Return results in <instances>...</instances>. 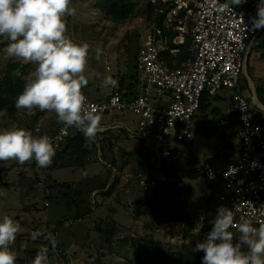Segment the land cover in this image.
Returning a JSON list of instances; mask_svg holds the SVG:
<instances>
[{
	"label": "rangeland",
	"instance_id": "obj_1",
	"mask_svg": "<svg viewBox=\"0 0 264 264\" xmlns=\"http://www.w3.org/2000/svg\"><path fill=\"white\" fill-rule=\"evenodd\" d=\"M124 1L137 2V7L129 19L119 22L109 13L106 0H72L76 15L66 18L67 34L77 43L90 45L85 72L89 83L83 92L91 97H104L126 84L128 88L134 85L130 82L138 75L140 46L149 30L158 26V11L154 10L151 16L149 13L150 0ZM187 28L186 36L190 38L191 22ZM165 29L171 46L178 31L173 25ZM6 46L7 42L0 39V81L13 62L20 63L13 74L28 81L36 66L9 57L4 51ZM189 58L183 65L189 63ZM108 75L118 80L116 88L103 85V77ZM247 79V75L242 76L243 86ZM231 94L230 89H225L207 97V108L200 109L194 119L193 137L174 143L177 156L173 163L197 167L201 172L203 163L225 164L236 157L238 136L232 135L231 125L220 123L231 111ZM102 116V131L95 142L85 141L83 148L88 152L84 155L78 142L73 141L56 152L47 168L38 167L35 161L24 165L14 160L0 161V218L8 215L22 229L12 246L18 253L16 264H31L41 246L51 247L43 237L31 239V233L42 227L56 238L55 264H67L63 253L68 264H136L139 247L146 238L160 241L164 248L173 251L183 244L192 243L195 248L199 243L191 235L185 236L184 223L159 222L146 205L153 190L143 188L141 178L156 176L158 171L152 163L154 149L147 141L144 146L145 139L135 132L136 116L129 111ZM231 120L239 124L234 117ZM12 124L40 136L52 132L58 122L54 112H27L15 107V117H11L7 109L0 108V128ZM149 143L154 144L155 140L150 138ZM169 180L176 181L178 189L187 190L190 233L197 234L205 214L218 210L216 201L209 200L210 182L202 173L193 179L177 181L172 176ZM77 213L82 214L80 219L75 218Z\"/></svg>",
	"mask_w": 264,
	"mask_h": 264
},
{
	"label": "built area",
	"instance_id": "obj_2",
	"mask_svg": "<svg viewBox=\"0 0 264 264\" xmlns=\"http://www.w3.org/2000/svg\"><path fill=\"white\" fill-rule=\"evenodd\" d=\"M150 1L164 14V28L154 26L145 36L136 61L138 75L130 82L134 85L128 88L126 84L104 97L85 94L88 106L101 114L132 112L137 118L135 132L154 149V168H161L174 162L175 142L193 137L194 119L203 98L230 89L231 111L220 123L230 125L233 117L239 122L238 154L225 164L203 163L201 173L216 190L218 208L233 211L234 225L244 216L258 227L264 222V106L251 103L244 91L242 71L249 40L262 29L253 30L251 22L259 0L241 5H232L231 0ZM189 22V63L173 67L163 52L177 53L179 48L170 46L165 28L173 25L178 31L174 44L179 45L186 42ZM78 132L58 123L46 135L57 152ZM150 138L154 144L149 143ZM140 182L143 188L153 190L156 177H143ZM230 229L238 232L236 226Z\"/></svg>",
	"mask_w": 264,
	"mask_h": 264
},
{
	"label": "clouds",
	"instance_id": "obj_3",
	"mask_svg": "<svg viewBox=\"0 0 264 264\" xmlns=\"http://www.w3.org/2000/svg\"><path fill=\"white\" fill-rule=\"evenodd\" d=\"M245 2L231 0L232 5ZM71 4L72 0H0V39L7 42L4 51L9 57L36 66L15 99L16 109L54 112L58 123L74 127L87 143H93L102 131L103 116L88 106L83 92L89 83L85 72L90 45L77 43L67 34L66 18L76 15ZM251 22L253 30L264 28V0H259ZM96 59H100L99 51ZM102 83L118 86L111 75L103 77ZM55 154L56 147L46 134L34 136L16 124L0 128V161L14 160L21 165L35 161L38 167L47 168ZM240 221L234 225L233 211L218 208L211 231L195 245L196 251L204 253L202 264H264V222L255 227L252 219L241 216ZM233 226L238 227V239L230 231ZM21 231L20 223L10 216L0 218V264H16L18 253L12 246ZM41 237L51 247L41 246L31 264H55V236L43 227L31 233L33 241Z\"/></svg>",
	"mask_w": 264,
	"mask_h": 264
},
{
	"label": "trees",
	"instance_id": "obj_4",
	"mask_svg": "<svg viewBox=\"0 0 264 264\" xmlns=\"http://www.w3.org/2000/svg\"><path fill=\"white\" fill-rule=\"evenodd\" d=\"M106 3L108 11L113 19L119 22L129 19L137 7V2L134 1L106 0ZM154 10L157 11L156 6L149 1L150 16L153 14ZM163 19L164 14L158 12L156 22L157 25L162 28H164ZM189 44V37L186 38V42L183 44L176 45L171 43V47H178L179 51L175 56H173L170 50L163 52L168 64L173 67L183 65L184 61L189 58ZM19 65V62L10 63L5 70L3 79L0 81V108L7 109L11 117H15V99L23 90L24 85L27 82L21 76L13 74L12 72V70L18 68ZM121 82L123 83L124 81L121 80ZM205 108H207V97H204L201 102V109ZM231 128L232 135L238 134V130L235 129L233 120H231ZM73 141L78 142L83 155L88 152L86 148H83L85 138L80 132L68 138L67 145L64 149H66ZM143 143L145 146V140ZM162 167L166 168H155L156 171H158V174L155 176L156 186L153 189L151 198L146 202L147 207L157 221L182 222L184 223L185 236L191 235L193 239H198L199 243L203 242L206 239L207 234L211 231L217 213L214 212L215 214L212 213L210 215L205 214V217L202 220L203 225L199 232L194 235L190 233V229L192 228V218L189 216V211L186 209L188 192L187 190L178 189L176 181L169 180L172 176L175 177L177 181L182 178H197L201 174L200 169L197 167L180 166L175 163L164 165ZM215 197L216 190L211 188L209 200H214ZM81 217L82 214L77 213L75 215L76 219H80ZM238 237L239 234H234V238L238 239ZM62 255H64L68 264L69 261L67 256L64 253ZM203 255L204 253L202 251H196L192 243L183 244L179 250L173 251L164 248L160 241H153L146 238L144 239L143 244L139 247L136 264H202Z\"/></svg>",
	"mask_w": 264,
	"mask_h": 264
},
{
	"label": "crops",
	"instance_id": "obj_5",
	"mask_svg": "<svg viewBox=\"0 0 264 264\" xmlns=\"http://www.w3.org/2000/svg\"><path fill=\"white\" fill-rule=\"evenodd\" d=\"M245 93L249 96L254 107L264 106V28L252 36L249 47L243 55L242 76L246 77ZM231 125V123H230ZM229 126V125H227ZM239 124L235 123L238 130ZM238 136V134H237ZM238 154V153H237Z\"/></svg>",
	"mask_w": 264,
	"mask_h": 264
}]
</instances>
